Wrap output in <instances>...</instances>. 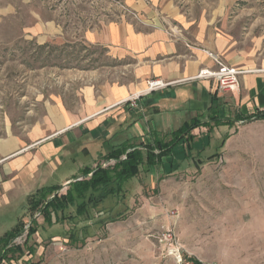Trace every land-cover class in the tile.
<instances>
[{
	"label": "rangeland",
	"instance_id": "374dc122",
	"mask_svg": "<svg viewBox=\"0 0 264 264\" xmlns=\"http://www.w3.org/2000/svg\"><path fill=\"white\" fill-rule=\"evenodd\" d=\"M173 3L189 18L215 19L238 48L264 59V0ZM124 12L122 0H0V138L22 137L52 105L78 110L85 86L113 79L120 63L82 37ZM223 138L200 167L141 168L85 221L64 219L75 209L46 218L17 201L0 215V237L18 222L24 231L0 264H173L157 240L166 229L203 262L264 264V145L223 150Z\"/></svg>",
	"mask_w": 264,
	"mask_h": 264
},
{
	"label": "crops",
	"instance_id": "0c3cea01",
	"mask_svg": "<svg viewBox=\"0 0 264 264\" xmlns=\"http://www.w3.org/2000/svg\"><path fill=\"white\" fill-rule=\"evenodd\" d=\"M122 2L128 12L82 37L120 63L113 79L98 78L85 86L78 110L52 105L22 137L0 138V215L39 189L82 180L86 169L113 166L104 157L123 145L169 142L195 118L207 124L191 130L192 138H182L149 174L200 167L199 158L215 157L211 149L221 135L223 150L233 144L241 150L264 145V120L241 121L264 111V59L238 48L215 19L189 18L173 0ZM209 54L246 71L238 92L217 95L213 81L194 80L142 96L134 109L120 105L143 93L149 80L182 81L215 68ZM210 113L217 123L209 120Z\"/></svg>",
	"mask_w": 264,
	"mask_h": 264
},
{
	"label": "trees",
	"instance_id": "16d2710c",
	"mask_svg": "<svg viewBox=\"0 0 264 264\" xmlns=\"http://www.w3.org/2000/svg\"><path fill=\"white\" fill-rule=\"evenodd\" d=\"M211 122L217 123L219 119L212 113L208 115ZM203 118V117H202ZM254 120H264V111L257 112L241 121L249 122ZM199 118H195L189 124H185L169 142H162L154 139L151 143H139L137 145H123L119 149L108 153L104 159L114 161V165L109 168L97 166L94 170L86 169L82 174V180H75L68 185L65 194H59L61 186L47 187L37 190L27 198V208L30 212L43 215L46 218L51 213L59 217L65 214L68 209H75L74 217L64 219L84 218L86 220L92 211L110 196L118 195L124 183L135 178L142 168L148 173L150 167L159 165L162 157L166 156L171 149L184 137L192 138L191 130L206 125ZM60 218V217H59ZM34 223L31 218L30 224ZM21 222L0 237V261L13 250H18L13 246L14 240L23 233ZM31 234L34 230H28Z\"/></svg>",
	"mask_w": 264,
	"mask_h": 264
},
{
	"label": "built area",
	"instance_id": "2783aa9c",
	"mask_svg": "<svg viewBox=\"0 0 264 264\" xmlns=\"http://www.w3.org/2000/svg\"><path fill=\"white\" fill-rule=\"evenodd\" d=\"M209 57L215 64L213 69H201L198 74L190 79L174 82H164L162 80H149L146 83V90L141 94L131 95L128 99L121 102L120 105H127L134 109L137 106V101L145 95L152 92L161 91L169 86L178 85L184 82L194 80L213 81L216 84V94H234L239 91V77L246 73L244 70L235 69L222 63L216 56L209 54ZM158 243L162 248V252L166 257L170 258L173 264H209L203 262L191 255H188L179 239L171 229L162 231L157 237Z\"/></svg>",
	"mask_w": 264,
	"mask_h": 264
},
{
	"label": "water",
	"instance_id": "95a60500",
	"mask_svg": "<svg viewBox=\"0 0 264 264\" xmlns=\"http://www.w3.org/2000/svg\"><path fill=\"white\" fill-rule=\"evenodd\" d=\"M67 186H68V184H67V185H64V186H62V188H61V189H65V188H67Z\"/></svg>",
	"mask_w": 264,
	"mask_h": 264
}]
</instances>
